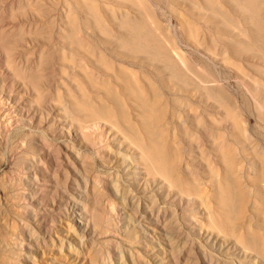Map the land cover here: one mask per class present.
<instances>
[{
  "label": "bare ground",
  "instance_id": "obj_1",
  "mask_svg": "<svg viewBox=\"0 0 264 264\" xmlns=\"http://www.w3.org/2000/svg\"><path fill=\"white\" fill-rule=\"evenodd\" d=\"M5 10L20 22L0 25V142L23 133L10 153L25 162L37 151L54 191L78 192L72 232L50 245L83 264H177L176 240L196 239L203 264L223 250L264 264V0H13ZM34 112L53 139L32 129ZM9 187L21 199L4 203L16 224L3 261L20 264L18 234L36 235L24 215L47 221ZM98 238L113 245L91 250Z\"/></svg>",
  "mask_w": 264,
  "mask_h": 264
},
{
  "label": "rangeland",
  "instance_id": "obj_2",
  "mask_svg": "<svg viewBox=\"0 0 264 264\" xmlns=\"http://www.w3.org/2000/svg\"><path fill=\"white\" fill-rule=\"evenodd\" d=\"M6 1V2H5ZM13 0H1L0 1V7L4 8V10H0V25L3 26H11L14 24H17L16 22H20V19L17 18L16 21H11L10 18H8V12L5 10L9 3ZM16 2V0H15ZM51 4V3H49ZM2 13V14H1ZM10 24V25H9ZM5 118L0 115V120ZM30 119L32 121V129H35L38 125L37 122V113L34 112L30 115ZM40 130H44L41 128H36V133H38ZM46 132V137L48 140L53 139L48 131L44 130ZM23 133L12 132L11 134L6 136V139L3 142H0V264H4V250L1 245V240L5 234L13 236L16 222L13 221L10 223L9 221V213L7 210V206L5 208L4 203H11V202H17L21 199V197L15 195V199L12 198L14 196L13 193L10 194V183L14 182V185L16 186V189H19L20 192L26 193L29 196L26 199V202L29 203V205L32 207V209L37 210L39 213H42L45 209L46 214V221H47V227L45 228L42 224L41 220H37L34 222L31 218V215L25 214L24 215V221L22 223L27 224L29 226H32L35 228L36 235L32 237L31 240L25 238L24 236L18 234V238L16 240V244L13 246L14 250L19 254L18 261H20V264H27V261L25 260V256H33L36 264H83L81 262V253L75 254L72 251H68L67 249H64L62 251H58V248L56 245H50L49 244V235L53 238H60L63 235L69 234L72 232L71 228H65V220H66V214L69 211L70 206V199L69 197L72 195L78 194L76 188L72 186V184L67 183L63 185L61 191L56 189L54 191V188L52 185V182L49 180L48 175L42 174V167L40 163L45 165V167H49V163L46 162V160L39 154L37 151L35 152H28V154L35 155L34 158L28 159L25 162L20 161L19 152L11 154L12 150L14 149L15 145L18 144V142L21 141ZM19 151H26L29 150L27 146H23L22 149H17ZM65 167L67 169L68 166L64 163ZM99 164H97L94 169L91 171L90 176L94 178L95 175H99L98 172ZM69 171V170H68ZM94 172V173H93ZM69 176L72 177V175L69 173ZM96 176V178H97ZM20 180H18V179ZM95 178V179H96ZM9 179V181H8ZM18 181H16V180ZM94 179V180H95ZM13 180V181H11ZM15 180V181H14ZM9 183V184H8ZM16 183V184H15ZM51 184V185H50ZM66 187V188H65ZM65 188V189H64ZM37 189H43L45 190V194L43 197L39 192H37ZM179 219H182L183 216L180 213V210L177 211ZM52 220V222H51ZM17 228V227H16ZM61 231V229H63ZM98 228V227H97ZM20 235V236H19ZM213 241L215 244H219V239L213 238ZM105 238H98L94 239V244L92 246L91 250H94L96 248H99L100 250L104 251L107 247L105 245L112 246L113 243H104ZM8 242H11L8 240ZM75 242V241H74ZM118 242V241H117ZM197 242L198 240H184L181 238L176 240V244L178 247L177 251V264H203L201 262V259L198 255L197 250ZM209 242V240H208ZM212 242V240H211ZM41 243H44L45 245L41 246ZM226 242L225 244H227ZM76 250L80 251L77 244ZM12 247V248H13ZM180 248V249H179ZM121 250H124L122 245H119L117 248H115V251H113V259L117 258V253H119ZM232 250H223L222 253H213L212 256V262H209V264H241V262H247L249 261L250 255H244V254H234L230 253ZM75 254V255H74ZM129 257H126V260H124V264H129ZM165 264H171L168 259H166ZM146 262H150L148 259H146ZM139 264H145L141 261ZM259 264V262H258Z\"/></svg>",
  "mask_w": 264,
  "mask_h": 264
}]
</instances>
